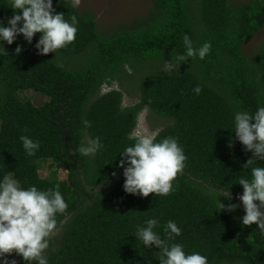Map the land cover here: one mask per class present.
<instances>
[{
  "label": "trees",
  "instance_id": "16d2710c",
  "mask_svg": "<svg viewBox=\"0 0 264 264\" xmlns=\"http://www.w3.org/2000/svg\"><path fill=\"white\" fill-rule=\"evenodd\" d=\"M52 2L67 22L77 17L73 43L40 55L42 33L31 43L22 34L10 45L0 40V182L8 176L22 190L39 191L58 185L68 204L56 216L59 239L49 240L48 264H160V249L137 237L148 219L158 220L153 231L165 240V225L175 222L181 235L168 244L201 254L208 264H264V234L258 224H242L246 212L239 199L240 178L251 181V169L264 161L244 168L253 156L235 138L234 119L236 112L254 115L264 107V42L252 54L244 50L264 28V0H154L147 13L106 32L94 11L80 10L72 0ZM15 12L11 0H0V24L7 27ZM184 35L196 49L210 43V53L164 72L166 61L186 53ZM115 82L121 87L103 91ZM22 89L48 99L36 105L21 96ZM133 93L137 101L125 103ZM144 110L158 129L155 142L177 138L187 157L168 196L124 190L119 164ZM85 132L102 144L87 157L78 153ZM22 135L39 143L34 155L25 151ZM48 161L51 170L42 177ZM229 204L239 207L228 212ZM6 258L29 264L16 253Z\"/></svg>",
  "mask_w": 264,
  "mask_h": 264
},
{
  "label": "clouds",
  "instance_id": "9594fccd",
  "mask_svg": "<svg viewBox=\"0 0 264 264\" xmlns=\"http://www.w3.org/2000/svg\"><path fill=\"white\" fill-rule=\"evenodd\" d=\"M80 4L81 0H73L74 7ZM11 8L16 12L8 19V26L0 24V40L7 41L9 45L20 34L31 43L37 33H42L36 48L39 50L38 54L47 55L56 53L76 39L77 17L73 15L71 23L67 22L63 13H56L52 0H11ZM183 44L186 53L176 56L171 62L166 61L162 69L164 72L170 73L179 67V62L188 58L198 56L203 60L211 51V44L207 42L199 49L194 48L188 35L183 36ZM21 51L17 47L16 52ZM193 91L199 94L202 89L197 86ZM234 119L235 138L253 156L244 165L247 169L257 159L264 161V107H260L254 115L246 111L236 112ZM83 124L85 129L91 127V122L87 119L83 120ZM128 139L134 141V144L124 149L123 159L119 164L124 168L125 192L145 198L153 193L155 196H168L173 191V182L183 172L187 159L178 139L167 137L161 142H155L153 134L139 128L134 129ZM20 140L30 156L40 147L38 142H33L27 136L22 135ZM85 140L86 143L82 142L78 149L82 156L94 155L102 147L99 137L89 139L85 132ZM251 173V181L243 177L239 180L244 189L239 199L246 212L242 224H258L259 230L264 234V167H254ZM228 198L231 199V195ZM238 207L237 204H229L226 210L233 212ZM67 208L68 204L58 185L55 190L50 188L39 191L35 186L22 190L17 181L5 176L0 182V258H4L3 264H9L6 257L12 253L22 256L29 264L32 261L48 264L44 253L49 248L50 238L55 234L56 216L58 213H65ZM224 208L222 204V209ZM145 224L146 227H138L137 237L145 246L151 248L155 245L160 249V264H208L205 256L198 253L186 255L182 245L168 244L167 241L181 235V229L175 222L168 221L165 225L167 240L153 231L158 225L157 219H148ZM11 264H16V261L13 260Z\"/></svg>",
  "mask_w": 264,
  "mask_h": 264
},
{
  "label": "rangeland",
  "instance_id": "374dc122",
  "mask_svg": "<svg viewBox=\"0 0 264 264\" xmlns=\"http://www.w3.org/2000/svg\"><path fill=\"white\" fill-rule=\"evenodd\" d=\"M248 1L249 0H229L231 4L245 3ZM153 3L154 0H81V4L77 6V8L80 10L94 11L99 27L103 32H106L118 26L121 22H128L136 16L147 13L153 6ZM263 42L264 28L258 31L257 34L244 45V50L248 54H252L263 44ZM112 87L119 88L121 86L119 82H115L113 86H105L103 91H109ZM20 94L23 98L31 99L36 105H41L48 99L44 93L36 92L33 89H22L20 90ZM135 95V93L132 95H126L125 103L130 104L137 101V97ZM147 113V110H144L141 113L137 128L140 130H147L149 133L155 135L158 132V129L152 128L147 118ZM49 162L50 161L45 162L40 170L42 177L47 176L51 170L49 168ZM59 174L62 179L67 178V172L64 168L59 169ZM10 178L14 179L12 177ZM51 238L59 239V230H56L55 234Z\"/></svg>",
  "mask_w": 264,
  "mask_h": 264
}]
</instances>
